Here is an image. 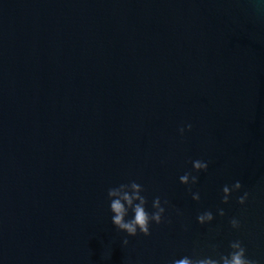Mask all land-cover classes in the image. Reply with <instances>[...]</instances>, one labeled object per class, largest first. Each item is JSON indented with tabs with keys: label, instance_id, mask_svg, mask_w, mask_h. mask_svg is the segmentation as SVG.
<instances>
[{
	"label": "water",
	"instance_id": "1",
	"mask_svg": "<svg viewBox=\"0 0 264 264\" xmlns=\"http://www.w3.org/2000/svg\"><path fill=\"white\" fill-rule=\"evenodd\" d=\"M196 159L198 202L179 182ZM131 180L170 223L123 246L106 197ZM236 239L264 264V5L0 0V264H170Z\"/></svg>",
	"mask_w": 264,
	"mask_h": 264
},
{
	"label": "clouds",
	"instance_id": "2",
	"mask_svg": "<svg viewBox=\"0 0 264 264\" xmlns=\"http://www.w3.org/2000/svg\"><path fill=\"white\" fill-rule=\"evenodd\" d=\"M260 5H264V0H258ZM192 125L187 124L179 128L181 136L185 131H191ZM192 170L186 171L179 176V182L182 185L188 186L191 198L194 201H200L201 196L199 191H192V186L199 182V176L193 173L207 172L209 162L203 159H196L191 161ZM242 189V184L239 180L231 185H224L222 188L221 202L228 204L233 193H239ZM146 189L142 183L136 180H131L127 183H120L117 186L109 187L107 190L108 208L111 214V223L125 236L122 240V245L129 244V237H137L142 235L144 237L151 236L152 226L161 225L162 223H170L168 210L171 207L170 202L165 198L162 200L161 196H154L151 200L149 208V199L145 194ZM250 193L243 191L242 195L236 197L240 205H245L248 201ZM176 214L181 216L183 213L180 209H176ZM217 214L220 217L225 216L223 208L217 209ZM215 219L212 211L205 210L196 216V220L200 225H210ZM232 229L240 230L242 227L241 220L233 216L229 220ZM184 230L188 227L185 225ZM199 245L197 244V247ZM208 247L211 249V255H201L195 249L192 255H183L181 258H173L170 264H261V260L252 258L248 255V249L239 239L229 242L228 251H218V245L210 243ZM111 253L106 254L105 259H110Z\"/></svg>",
	"mask_w": 264,
	"mask_h": 264
}]
</instances>
